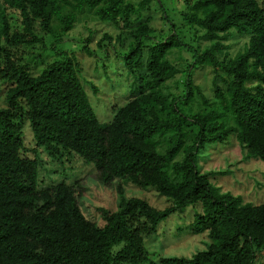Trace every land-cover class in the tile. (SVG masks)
<instances>
[{
  "label": "trees",
  "instance_id": "1",
  "mask_svg": "<svg viewBox=\"0 0 264 264\" xmlns=\"http://www.w3.org/2000/svg\"><path fill=\"white\" fill-rule=\"evenodd\" d=\"M132 1H3L19 28L3 11L0 79L10 87L7 107L0 109V264H140L148 257L144 238L188 207H197L192 231L207 232L212 243L190 259L164 264H258L264 203L243 204L239 197L220 195L196 169L194 158L206 145L234 136L248 160L264 162V0H183L181 21L201 32L198 45L186 43L173 29L129 61L152 41L149 19L138 23L152 3L167 22L162 0ZM84 12L120 32L118 45L130 36L128 46H134L124 55L133 77L131 95L107 124L89 103L79 63L57 47ZM241 38L243 52L223 53L229 47L221 43ZM32 47L55 58L37 75L25 58L24 49ZM172 53H178L181 64L170 61ZM191 66L217 72L211 104L191 80ZM176 78L171 91L167 84ZM195 95L208 108L203 113L192 111ZM21 118L47 157L75 155L93 166L98 183L114 185L120 204L114 212L100 210L102 227L84 216L78 182L37 187L38 160L22 155ZM125 185L150 189L169 205L160 210L143 199H126Z\"/></svg>",
  "mask_w": 264,
  "mask_h": 264
},
{
  "label": "rangeland",
  "instance_id": "2",
  "mask_svg": "<svg viewBox=\"0 0 264 264\" xmlns=\"http://www.w3.org/2000/svg\"><path fill=\"white\" fill-rule=\"evenodd\" d=\"M3 1L0 0V17L4 11L10 24L19 28L17 17L5 10ZM140 1L133 0L132 2ZM162 5L167 22L163 23V14L152 3L143 13L141 21H138L139 23L149 19V25L153 29L152 41L145 42L143 48L133 53V57L129 58V61L134 60L141 53H146L147 46L164 40L170 33H173V29L181 38H186V43L197 46L200 42L198 37L201 32L185 26L181 21L180 12L184 10L183 0H162ZM53 26L56 27V25ZM119 33L110 25L98 21L92 14L84 12L77 17L74 29L65 34L62 42L57 45L58 51L72 56L79 63L82 84L89 103L102 124H107L112 120L116 110L130 97L133 88L131 87L133 77L128 74L124 65V55L129 54L134 46L131 48L130 45L128 46L132 41L130 36L126 37L123 45L122 43L118 45L117 36ZM104 35L111 40H104ZM238 40L239 42L235 40L231 43H221L224 47H229V49L223 50V53L234 57L243 52L246 41L242 38ZM51 41L52 39L48 38L47 43L50 44ZM99 44L103 45L101 49L98 48ZM86 47L90 54L87 53ZM24 50L25 58L32 67L33 75L39 74L45 63L55 60L51 52L45 49L43 52H40L37 47ZM28 54L33 57L27 58ZM39 57L42 60L40 63L36 60ZM169 59L177 64L182 63L178 53H172ZM189 60L191 61V56ZM36 64L37 66H35ZM190 72V78L194 81V85L200 87L201 94L211 104L214 101L212 80L217 72H214L212 68L201 66H197L196 69L191 66ZM177 80L178 78L167 84L171 91L175 90ZM9 87L10 84L0 79V109L7 107L6 95ZM93 87L97 89L96 93L93 91ZM175 92L178 93V90ZM195 98L192 107L194 113H203L208 109L203 106L202 99L197 95ZM188 107H185L184 110H187ZM21 121L25 149L22 155L30 160L37 159L39 163L37 187L78 182L83 188L79 205L84 216L102 227L104 223L100 210L114 212L120 204V197L116 194L114 185L106 188L98 183L95 179L93 166L83 163L75 155L47 157L43 151L35 147L27 121L23 118ZM180 159L181 156H178L177 161ZM194 162L199 173L207 177L220 195L239 197L243 204L259 205L264 203V162L248 160L234 136H229L222 143L206 145L204 149L195 154ZM124 197L126 199H143L150 206L160 210L169 205V201L156 192L150 191V189L141 191L131 185H125ZM196 211L197 207H188L183 212L172 214L160 222L156 231L144 238V249L148 257L140 264H164L162 260L173 258L187 260L197 253L205 252L212 242L208 238L207 232L194 233L192 231L193 215ZM258 264H264V250L259 256Z\"/></svg>",
  "mask_w": 264,
  "mask_h": 264
}]
</instances>
